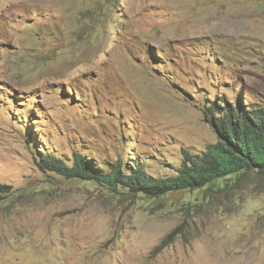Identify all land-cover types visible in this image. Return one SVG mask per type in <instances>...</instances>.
Wrapping results in <instances>:
<instances>
[{"label": "rangeland", "instance_id": "obj_1", "mask_svg": "<svg viewBox=\"0 0 264 264\" xmlns=\"http://www.w3.org/2000/svg\"><path fill=\"white\" fill-rule=\"evenodd\" d=\"M216 102L264 108V0H0V264H264L258 168L150 197L38 163L178 175Z\"/></svg>", "mask_w": 264, "mask_h": 264}, {"label": "trees", "instance_id": "obj_2", "mask_svg": "<svg viewBox=\"0 0 264 264\" xmlns=\"http://www.w3.org/2000/svg\"><path fill=\"white\" fill-rule=\"evenodd\" d=\"M206 115L218 132V142L203 155L187 152V159L175 176L157 178L139 165L130 171H122L118 165L112 173H104L83 154H76L73 164L50 154L44 155L38 163L43 170L55 171L69 178L97 179L113 188L123 186L132 193H145L150 197L181 188L213 185L221 178L247 172L251 168L264 173V108H237L228 102H216L215 106L208 108ZM11 188V185L0 183V198ZM179 232V228L172 230L156 250H162Z\"/></svg>", "mask_w": 264, "mask_h": 264}]
</instances>
